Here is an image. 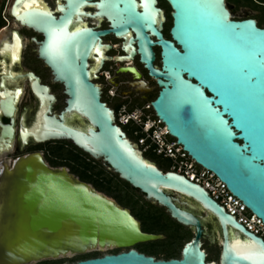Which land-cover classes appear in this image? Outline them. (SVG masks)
<instances>
[{
    "label": "water",
    "instance_id": "water-1",
    "mask_svg": "<svg viewBox=\"0 0 264 264\" xmlns=\"http://www.w3.org/2000/svg\"><path fill=\"white\" fill-rule=\"evenodd\" d=\"M63 1L65 4L58 6L61 15L56 17L43 1L37 0V6L52 16L38 15L34 22L18 18L24 14L23 4L20 10L18 1L14 7L16 19L44 37L41 43L35 40L39 44V58L63 87L66 98L60 115H52L56 99L49 95L48 87L39 88L47 96L48 108L33 131L22 132L24 145L30 144L31 137L39 144H72L109 168L148 202L166 209L172 220L193 229L195 235L184 246L181 259L157 261L140 254L135 250L137 245L163 237L144 233L130 210L110 203L105 195L100 196L68 170L51 168L37 153L41 158L37 165L30 160L36 154L28 155L5 166V175L0 178L2 191L12 194L2 202H11L14 208L9 225L0 223V264H30L69 252L83 255L88 247L98 243L105 246L111 240L115 241L114 249L122 252L73 264H218L208 262L204 249L207 219L183 208L198 211L196 206L218 222L219 264H261L259 258L239 260L231 249L250 251L253 242L259 248L264 239L228 214L204 187L176 172H163L148 160L116 124V112L103 101V88L97 83L96 74L107 61L113 60L105 56L112 46L105 45L103 39L114 36L123 42L126 54L116 61L126 65L139 58L149 77L156 81L159 92L151 106L171 137L264 223V28L252 18L235 20L227 0H166L173 20L171 40H167V18L158 0H151L150 11L155 18L147 22L143 19V0ZM86 8L97 11L87 13ZM221 12L227 18L226 25ZM69 17L70 32L84 25V18L99 26L105 19L109 28L100 31L86 27L85 20L86 26L82 27L87 32L76 38L78 52L73 49L66 60L54 61L45 54L47 22L63 23ZM156 49L161 52L160 67L156 64ZM2 53L13 60V66L21 64L23 44L16 40L13 45H6ZM125 65L118 69V74L133 76L129 85L132 90L138 94L154 90L141 80L139 71H131L135 67ZM29 77L36 79V85L40 83L34 74ZM22 97V93L18 95V102ZM9 111L13 114L15 107L10 105ZM7 133L13 141L14 129ZM0 144V152L7 153L13 142L3 139ZM68 221L78 231L62 240L60 234L66 230L63 224ZM232 232L240 235V245L234 244ZM3 236H9L5 244L1 242ZM77 237L83 246L76 244ZM211 237L216 239L215 233ZM9 243L13 244L11 248Z\"/></svg>",
    "mask_w": 264,
    "mask_h": 264
},
{
    "label": "rangeland",
    "instance_id": "rangeland-1",
    "mask_svg": "<svg viewBox=\"0 0 264 264\" xmlns=\"http://www.w3.org/2000/svg\"><path fill=\"white\" fill-rule=\"evenodd\" d=\"M50 4L53 3V0H48ZM229 7L232 9L233 12V18L235 20H243L245 18H257L259 21L264 20L263 11L261 8H258L252 4L247 3L246 1L242 0H228ZM163 7L166 5L163 4ZM170 28V27H169ZM168 28V29H169ZM21 32L27 37L33 36V34L26 30H21ZM166 38H170L168 34V30L165 33ZM108 42H111L113 44L119 43L118 40H115L113 37H110L107 39ZM31 47L28 50L29 60H28V67L32 69H36L38 73H40L43 77L44 82L49 83L50 76L49 72L46 68L42 66L39 62L36 61L35 56L32 54ZM116 51H119V49ZM118 54V53H115ZM158 54H160L158 50ZM158 63V62H157ZM121 65H117L115 63H108L105 67V70H109L112 73V76L115 77L114 83L117 85H114L107 81L106 77L103 76V72L100 74V78L97 80V83L102 86L103 92H104V98L106 101H108L109 106L112 109H115L117 119L120 116L121 108L123 106H127L129 109L133 108V110H144L147 107L148 103H152L154 101V98L157 96L159 89L154 84V92L155 95L146 101V103L143 104V107L140 106L142 104L143 99L140 96L134 95L131 99L126 100L128 88L124 84H126L128 81L131 80L130 76L127 75H119L118 69ZM136 66V65H135ZM138 66V65H137ZM140 70H142L141 67H139ZM143 71V70H142ZM145 77H147L145 75ZM119 86V87H117ZM53 87V90L55 92L61 93L62 88L61 87ZM125 94V95H124ZM141 95V94H140ZM65 97H61V103L59 110L62 111L65 107ZM144 102V101H143ZM118 109V110H117ZM139 113V111H138ZM146 116L152 117L153 115L149 112H145ZM151 114V115H150ZM118 122V120H117ZM128 134L129 138L132 140V142L139 143L142 140V137L144 136L143 131H140L139 127L136 126H127L122 127ZM141 150L144 151V156L154 162L158 168L163 171H171L173 168H176L177 170H180L181 163L180 161H172L170 159H167L163 157L162 155L157 154L156 150L153 148H147V146H140ZM60 149L62 152H60ZM39 151L43 153V157L45 158L46 163L53 169H66L69 171V173L77 178L81 182H84L86 184H89L92 186L97 192L105 195L106 197L114 200L115 202H118L123 207L129 209L132 214L135 216V218L141 222V224L144 226L145 231L154 232L157 235H162L165 237L166 240L159 241V242H152L148 244L139 245L136 248L145 254H157L159 258H165L168 255L177 254L181 256L182 250L185 246V244L191 239L193 232L189 231L188 229H185L183 226L176 223L170 216L166 213V211L162 208H159L158 206H151L147 203L146 199L144 198V195H142L137 190H134L129 185L123 184L124 186H118L116 184V181L113 180L112 188L111 190L107 189L106 182H103V180L97 179L95 175L98 173L104 171L105 177L107 179H114L113 172L107 168L105 165H103L99 161L90 162L87 157L80 154V151L74 148V146L70 143L60 142L59 144H48L44 146H34L27 150V152L31 153L32 151ZM60 153H68V155L74 157L78 156L79 162H74L67 160L62 157H58ZM82 153V152H81ZM14 154L6 155L4 157H0V161L3 159L4 161H7L9 164L11 160L14 159ZM83 164V165H82ZM87 168V166H89ZM92 168V169H91ZM86 173L87 176L92 177V180L89 181H83L81 179V175H84L83 173ZM200 172V170H199ZM102 184L104 186H102ZM196 209L198 210L199 214H201L203 217L207 219V226H208V233L212 235V233H215L216 239L211 241H205L204 248L209 256V260H214L216 262L220 261V255H221V245H220V230L218 227V223L214 221L212 218L208 217V215L202 211L199 207L196 206ZM144 216L146 217L145 219ZM150 216V217H148ZM157 216L158 221H160L159 225L161 226L159 228V232H157V226L153 224V222L156 219H153L151 217ZM155 228L157 230H155ZM149 229V230H148ZM163 232H161V230ZM116 249L110 248L106 251L100 250V249H93L88 250L83 255H91V254H111L112 252H115ZM82 256L80 254H74V253H67L65 255H61L58 258H49L37 262H32L30 264H41V263H52V262H58V261H70L74 260L77 257Z\"/></svg>",
    "mask_w": 264,
    "mask_h": 264
},
{
    "label": "flooded vegetation",
    "instance_id": "flooded-vegetation-1",
    "mask_svg": "<svg viewBox=\"0 0 264 264\" xmlns=\"http://www.w3.org/2000/svg\"><path fill=\"white\" fill-rule=\"evenodd\" d=\"M17 1L18 0H0V140L4 139L5 141L13 142L14 147L12 149L11 154H14V153L16 154V155H14V159L11 160L10 164L7 161H0V177L1 178L5 175V166H9V165L12 166V164L15 161H17L20 158L26 157L28 155L41 153L38 150L35 152L32 151L31 153L27 152V150L30 149L31 147L44 146V145H48V144H59L60 143V142H48L45 144H39V143H37L35 138L31 137L30 138V144L28 143L27 146L24 145V142L22 139V132L24 130L33 131L35 126L37 125V123L41 120L42 115L44 114V112L48 108V102L49 101L47 99V96L44 95V93L41 90H39V88L41 86L48 87L50 89L49 95L55 97V99H56V102L52 106V113H53L52 115L55 114V115L59 116L60 113L65 108L64 107L62 111L59 110L60 103H61V97L62 96L65 97L63 95V91H64L63 87L55 82L52 71L45 64V62L39 58V52H38L39 44L38 43H41L44 40V37L42 35L36 33L34 30L30 29L29 27H27L26 25H24L22 22L18 21L16 19V17L14 15H12L14 13L13 11H14V7H15V4ZM41 1H43L47 5H49L50 11L53 12V14L56 17H60L61 12L59 11L58 6L61 4H65V2L63 0H53L52 4H50L48 2V0H41ZM158 1H159L160 8L163 9V11L165 12V16L167 18V22L165 24L164 35L167 32V30H169L168 34L170 35V30H171L172 24H173V20L171 17L172 10H171L169 4L166 2V0H158ZM162 3L165 4L166 6L163 7ZM21 5H22V3H20V5L18 7L19 10L21 9ZM19 10H17V12ZM96 11H97L96 8H86L85 9V12H87V13H95ZM23 12H24V10L21 11V14ZM85 20H86V22L88 21L87 26H86V23L84 22ZM83 24L84 25H82V26H86V27H90V28L91 27L96 28L97 30H100V31H103V30H106L109 28V25L105 19H102V24L100 26L96 25L89 18H84ZM21 30H26V31L31 32L33 34V36L27 38L21 32ZM110 37H113L115 40H117L114 36H110ZM110 37L104 38L103 43L105 45H111L112 44L111 45L112 50L107 52V57L112 58L113 60L107 61L105 63L102 71L99 73V78H100V74L103 72V70L107 66L108 62L109 63L112 62V63H115L117 65H121V66L125 65V64L118 63V61H116V59L114 58L115 56L122 57V56L126 55L122 49L123 42L118 40L119 43L113 44L111 42H108V40H107ZM166 39L171 40V38H166ZM16 40H19L23 44V55H22V63L18 64L16 66H13V63H14L13 60L10 57L6 58L3 55L2 51L8 43L10 45H13ZM35 40H37L38 43H36ZM117 46H120V47L116 48ZM30 47L32 49V51H31L32 54L36 58V61L39 62L40 64H42V66L48 70L49 76H50L49 83L44 82L42 75L40 73H38V71L36 69H32V68L28 67L29 66L28 65V60H29L28 50ZM116 49L117 50L119 49V51H116ZM158 50L159 49H156L155 51L157 53V57H158V55L160 57L161 52L159 50L160 54H158ZM115 53H118V54H115ZM133 64L136 65L135 67L138 68V70L141 72L143 79L149 84V86L151 88H153L154 84L156 85V81L149 77L148 72L140 64V59L137 58L133 62ZM157 65L160 67V60H158ZM139 67H141L143 71L140 70ZM31 73L34 74V76L40 80V83L38 85H36V83H35L36 79H31L29 77V75ZM145 75L147 77H145ZM127 76H130L131 80L128 81L126 84H124L126 86V88H128L126 100L131 99L134 95H137V96H140L144 102H146L155 95L154 90L148 94H141L140 95V94L136 93L134 90H132L129 87V85L134 81L133 76H131V75H127ZM52 86L61 87L62 88L61 93L55 92L53 90ZM17 93H19V94L22 93V96H23L21 101H19V102L17 100V98H18ZM10 105H13L15 107V111L13 114L10 113V111H9ZM11 128L14 129L13 141L10 140L8 133H7L8 129H11ZM1 146H2V144H0V150H1ZM11 154H9V155H11ZM41 154H43V153H41ZM0 155H2L1 152H0ZM173 196L176 198H179V196L176 194H173ZM11 197H12V194H10V192H8V193L3 192L2 187L0 185V223L2 222L4 224H9L11 219H12L11 213L13 212L14 208L11 206V202H8L6 204H5V202H2L3 199H5V198L9 199ZM144 198L146 199L145 196H144ZM116 203L118 205H120L118 202H116ZM147 203L151 206H158L159 208H162L157 204H154V203H151L148 201H147ZM120 206L123 207L122 205H120ZM123 208H125V207H123ZM183 208L185 210L193 212L196 216H201V214H199L198 211H193V210H191V208H187V207H183ZM162 209H164V208H162ZM164 210L168 214L167 210L166 209H164ZM1 214L2 215L4 214V215L1 216ZM170 218H171V216H170ZM207 225H208L207 223L204 224V228H205L207 236L203 239V243L207 240L208 241L214 240L211 237L212 235L208 233V226ZM141 226H142L143 232L146 233V231L144 230V226L142 224H141ZM185 229H188L189 231L193 232L191 239L188 241V242H190L194 238L195 231L193 229H190V228H185ZM154 235H157V234H154ZM158 236H162V235H158ZM162 237H163V239H161L159 241L166 240L164 236H162ZM159 241H157V242H159ZM154 243H156V242H154ZM145 244H148V243H145ZM139 245H143V244H139ZM139 245H137V246H139ZM136 247H135L136 251H138L140 254H143L147 257H153L157 261H159V260L169 261V260H166L164 258H159V256H157L158 253L157 254L142 253ZM115 251L122 252L121 250H118V249H116ZM114 254H117V253H114ZM100 255H102V254H100ZM168 256H170V255H168ZM168 256H166V257H168ZM180 259H181V256H180ZM170 260H172V259H170ZM219 262H217V263L219 264Z\"/></svg>",
    "mask_w": 264,
    "mask_h": 264
},
{
    "label": "built area",
    "instance_id": "built-area-1",
    "mask_svg": "<svg viewBox=\"0 0 264 264\" xmlns=\"http://www.w3.org/2000/svg\"><path fill=\"white\" fill-rule=\"evenodd\" d=\"M103 76L106 77L108 82L116 85L114 83L115 77L112 76L111 71L105 70ZM111 78L113 81H111ZM146 111H149L153 118L146 116ZM116 124L121 128L132 125L139 127L144 134L142 140L136 143L139 147H154L157 154L172 161H180V170L173 168L171 171L179 172L191 182L204 187L211 197L226 209L228 214L236 217L238 222L250 232L264 239V223L262 220L250 212L238 198L231 194L227 186L213 173L197 165L184 148L177 143V140L171 137L163 122L156 117L151 103H148L147 107L142 111L139 109L131 111L127 106H123L118 119L116 115ZM140 151L144 155V151L141 148Z\"/></svg>",
    "mask_w": 264,
    "mask_h": 264
},
{
    "label": "snow or ice",
    "instance_id": "snow-or-ice-1",
    "mask_svg": "<svg viewBox=\"0 0 264 264\" xmlns=\"http://www.w3.org/2000/svg\"><path fill=\"white\" fill-rule=\"evenodd\" d=\"M18 3L23 4L24 14L23 16L18 17L25 22H34L38 15H43L45 17L51 18L52 13L49 11H42L40 7L37 6V0H18ZM151 0H143V7L145 8V16L143 19L147 22L154 20L155 13L150 11ZM12 15L16 16L17 13ZM220 17L222 22L226 25L227 18L221 12ZM72 23V19L66 18L63 23H55L49 20L47 22V35H48V44L45 49V54L50 56L54 61H64L67 58L69 51L75 49L78 52V42L77 37L81 36L82 33L87 32V29L84 27H77L75 31L70 32L68 30L69 24ZM250 36H254L250 34ZM18 39V38H17ZM97 52H100L99 47L96 49ZM262 75H264V69H262ZM19 95V93H17ZM235 252L236 257L239 260H253L254 258H259L261 264H264V245L257 248L255 242H253L252 250L245 251L240 247L231 249Z\"/></svg>",
    "mask_w": 264,
    "mask_h": 264
},
{
    "label": "trees",
    "instance_id": "trees-1",
    "mask_svg": "<svg viewBox=\"0 0 264 264\" xmlns=\"http://www.w3.org/2000/svg\"><path fill=\"white\" fill-rule=\"evenodd\" d=\"M228 1V0H227ZM237 1V0H236ZM242 1H246L247 3H249V4H252V5H254V6H256V7H258V8H261L262 9V11H263V15H264V0H242ZM252 19H255V20H257L258 21V24H259V26H260V28H264V20H258L257 18H252ZM169 31V30H168ZM169 37H170V35H169ZM158 60H160V57H159V55H158ZM158 97V94H157V96L154 98V101L156 100V98ZM103 101L105 102V103H107L108 104V101H106L105 100V98L103 97ZM144 103H146V102H142V104H140V106L141 107H143V104ZM109 105V104H108ZM115 110V109H114ZM118 110V109H117ZM131 111L133 110V108H131L130 109ZM116 112V111H115ZM124 130V129H123ZM125 131V130H124ZM125 133L129 136V134L125 131ZM75 148V147H74ZM76 149V148H75ZM78 150V149H77ZM79 151V150H78ZM60 152H62L61 151V149H60ZM80 154H82L83 156H85V157H87L88 158V160H90V162H95V160H93V159H91L89 156H87L86 154H84L83 152L81 153V151H80ZM74 157H72V156H70V155H68V153H60L59 154V156L58 157H62L63 159L65 158L66 160H67V158H68V160H70V161H74V162H79V160H78V156H75V155H73ZM83 165V164H82ZM90 167V165L89 166H87V168H89ZM92 169V168H91ZM167 172H169V171H167ZM84 175H81V179L83 180V181H89V180H92L93 178L92 177H89V176H87V174L84 172L83 173ZM95 176H97L96 178L97 179H99V180H103V182H106V185H107V189L108 190H111V188H112V184H113V180H115L116 181V184H117V187L118 186H124L123 184H126V185H129L128 183H126V182H124V181H122L121 179H120V177L118 176V175H116L115 173L113 174V176H114V179H107L106 177H105V174H104V171L102 170V172H100V173H98L97 175H95ZM102 186H104L103 184H102ZM130 186V185H129ZM131 187V186H130ZM135 190V189H134ZM139 192V191H138ZM148 217H150V216H148ZM146 217L144 216V218L143 219H145ZM151 218H153V219H156L154 222H153V224L155 225V226H157V225H159V223H160V221H158L157 219H158V217L157 216H154V217H151ZM161 226L159 225L158 227H157V229L155 228V230H157V232H159V228H160ZM149 230V229H148ZM161 230V229H160ZM161 232H163V230H161ZM146 233H148V234H155L154 232H149V231H146ZM205 249V248H204ZM118 252L119 251H115V252H112L111 254H114V253H117L118 254ZM120 253V252H119ZM100 256H102V255H100V254H91V255H82V256H79V257H77L76 259H74V260H70V261H58V262H52V263H48V262H46V263H41V264H66V263H69V264H73V263H77V262H80V261H85V260H88V259H93V258H97V257H100ZM164 259H166V260H170V259H180V256L179 255H177L176 253L175 254H173V255H170V256H168V257H166V258H164ZM208 262H215L214 260H209V256H208Z\"/></svg>",
    "mask_w": 264,
    "mask_h": 264
},
{
    "label": "bare ground",
    "instance_id": "bare-ground-1",
    "mask_svg": "<svg viewBox=\"0 0 264 264\" xmlns=\"http://www.w3.org/2000/svg\"><path fill=\"white\" fill-rule=\"evenodd\" d=\"M45 3V2H44ZM45 5L47 6V8H48V10L50 11V8H49V5H47L46 3H45ZM107 38V37H106ZM111 44V43H110ZM7 45H10L9 43L7 44ZM112 45V44H111ZM11 46V45H10ZM120 46H117L116 48H119ZM105 56H107V53H105ZM119 56H115L114 58L115 59H117ZM124 63H126V62H124ZM126 67H128V68H133V67H135V65L133 64V62L131 61V62H129L128 64L126 63V65H125ZM104 67V66H103ZM121 67H123V66H120L119 68H121ZM136 68V67H135ZM103 69V68H102ZM102 71V70H101ZM100 71V72H101ZM131 71H139L138 70V68H136L135 70L133 69V70H131ZM140 72V71H139ZM141 73V72H140ZM97 75H99V73H97L96 74V76ZM141 80H143V81H145L144 79H141ZM111 81H113V79L111 78ZM146 82V81H145ZM147 83V82H146ZM102 87V86H101ZM129 138V137H128ZM133 144H136V143H134L133 142ZM136 146H137V148H138V150H140V148H139V146L136 144ZM13 147H14V145L12 144V147H11V149L7 152V153H1L2 155H0L1 157H4V156H6V155H9V154H11L12 153V149H13ZM39 154H41V153H39ZM38 154V155H39ZM41 155H43V154H41ZM31 161H33V163H35L36 165L39 163V161L41 160V158H40V156L38 157L37 156V154H36V156H33V158H31L30 159ZM1 161H4L3 159L1 160ZM47 164V163H46ZM11 166V165H10ZM47 168H48V165H47ZM171 172H173V171H171ZM178 174H180L179 172H178ZM180 175H182V174H180ZM1 178V177H0ZM27 182H25V184H26ZM29 184V183H28ZM100 195V194H99ZM100 196H102V194L100 195ZM110 203H112V204H115V201L114 200H112V199H110V198H108V197H105ZM190 203V202H189ZM22 206V205H21ZM21 208V207H20ZM19 208V209H20ZM18 209V210H19ZM21 210V212H22V209H20ZM24 212H26V210H23ZM26 214V213H25ZM207 215H208V217H210V218H212L214 221H216L217 222V220H215L213 217H211L208 213H206ZM1 216H2V214H1ZM218 223V222H217ZM7 225H9V224H7ZM63 227L66 229L65 231H62L61 233L62 234H60L61 235V239L63 240V239H66V238H71L72 237V235H74V234H77V231H78V228L76 227V225L73 223V222H71V221H68V222H66V223H64L63 224ZM6 229H8V228H6ZM29 233V232H28ZM154 235V234H153ZM232 235L234 236V244H236V245H240L241 243H242V240H241V237H240V235L238 234V233H236V232H232ZM65 236V237H64ZM35 238L37 237V236H34ZM61 239H55L56 241H61ZM14 240H15V242H16V238H14ZM14 240H12V242L14 241ZM76 241V244H78L79 243V245L80 246H83V242L82 241H80V239H79V237H77L76 239H75ZM7 241H9V236H3V237H1V242L3 243L4 242V244H5V242H7ZM55 245L56 244H58L57 242H53ZM60 243V242H59ZM11 246H13V244L11 245ZM11 246H10V243L8 244V248H11ZM115 247V241H109V244H107V245H105V246H101L99 243L97 244V245H95V246H92V247H88L87 249L88 250H93V249H100V250H103V251H106V250H108V249H110V248H114ZM87 250V251H88ZM71 253V252H70ZM207 253V252H206ZM3 263V262H2Z\"/></svg>",
    "mask_w": 264,
    "mask_h": 264
}]
</instances>
